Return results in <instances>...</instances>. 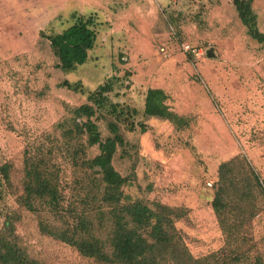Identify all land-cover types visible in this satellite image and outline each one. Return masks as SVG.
I'll use <instances>...</instances> for the list:
<instances>
[{"label":"trees","instance_id":"16d2710c","mask_svg":"<svg viewBox=\"0 0 264 264\" xmlns=\"http://www.w3.org/2000/svg\"><path fill=\"white\" fill-rule=\"evenodd\" d=\"M230 1L248 37L264 49V32L259 28L253 0ZM167 19L179 35L180 14L170 13ZM96 25L94 14H73L72 23L61 32L40 31V38L48 42L53 53L55 68L67 72L87 60L95 42ZM111 82L109 78L90 91L80 81L64 78L57 82L58 87L83 95L84 99L69 108L50 133L22 150L17 204L38 215L42 234L102 264H240L252 219L264 200V178L239 153L218 164L209 204L224 236L223 249L229 260L219 262L217 251L194 256L175 225L189 209L159 200L131 199L125 188L136 180V160L128 175H122L113 164L119 149L124 156L129 151L126 148L135 147L124 131L144 133L152 117L168 121L175 131H181L189 128L192 118L171 110L168 96L161 89L146 90L142 106L116 101L111 95ZM100 122L108 130L105 137L100 133ZM92 146H96L97 153L88 157L86 149ZM58 157L76 174V190L69 196L64 192ZM11 168V161L0 165V174L8 186ZM251 259L249 264H263L256 256ZM0 264H40L21 246L10 216H6L0 230Z\"/></svg>","mask_w":264,"mask_h":264},{"label":"crops","instance_id":"0c3cea01","mask_svg":"<svg viewBox=\"0 0 264 264\" xmlns=\"http://www.w3.org/2000/svg\"><path fill=\"white\" fill-rule=\"evenodd\" d=\"M9 6L10 10L7 9ZM3 8L14 13L13 20L21 29L36 30L35 38L22 39L20 43L27 45L31 42L32 48L37 45L33 55L42 63L36 74L45 80L42 82L46 86L48 76L60 78L61 70L54 67L55 58L48 42L41 39L37 31L59 33L72 23L73 14H94L97 22L95 42L88 51L87 60L77 66L81 67V76L74 80L80 81L85 90L90 91L112 78L111 95L114 100L133 106H142L146 90H163L171 110L192 118L188 130H192L193 138L213 143L211 151L214 155L226 154L229 158L239 152L234 140L238 135L234 126L239 120L246 127L243 136L256 137L252 134L253 128L261 123L264 113V85L261 83L264 81V59L261 57L252 62L251 51L247 47L249 37L230 0H0V10ZM175 12L181 16L177 27L179 35L167 19L168 14ZM0 20V29H7L3 24L5 20ZM183 41L201 46L204 52L196 56L183 52L180 48ZM0 44L4 45L3 49H9L6 39L0 38ZM160 45L166 48V55L159 52ZM209 47L213 48L214 57L206 55L205 50ZM3 53H0V61L6 59ZM44 57L49 58V62ZM5 73L3 69L2 75ZM64 78L67 79L61 74V79ZM88 86L93 87L88 89ZM75 94L84 99L83 95ZM6 95L8 93L0 90V149L5 148L12 137L16 140L21 138L18 135L20 131L16 134L7 131L4 115L25 114L28 123L41 127L39 130H43L42 127L52 129L60 118L58 100L46 96L39 110L31 106L29 109L12 107L5 111L2 98L5 100ZM31 116L35 121H29ZM146 123L147 131H137L133 139L138 148V155L133 160L137 159L134 168L137 181L142 183L145 179L147 184L148 180L154 179L148 174L154 171L158 152L153 144L143 146L146 135L150 136L153 126L165 127L166 130H159L158 134L164 133L166 137L185 130L175 131L171 123L155 117ZM17 125L19 123L15 127ZM220 144L223 145L220 147ZM246 153L251 157L255 155L252 145ZM178 158L174 157L171 168L177 165L174 162ZM3 162L0 158V165ZM163 179V185L172 182V178ZM187 189L178 202L171 204L186 206L192 217L197 206L206 208L209 200L198 186L193 184ZM189 193L192 201L185 197Z\"/></svg>","mask_w":264,"mask_h":264},{"label":"rangeland","instance_id":"374dc122","mask_svg":"<svg viewBox=\"0 0 264 264\" xmlns=\"http://www.w3.org/2000/svg\"><path fill=\"white\" fill-rule=\"evenodd\" d=\"M7 9L10 10L11 6L7 7ZM7 9L3 8L0 10V19L5 20L3 24L7 28L0 29V38L1 40H7L9 48L3 49L4 45L0 44V50H5L0 51V53L4 52L3 55L6 56V59L0 61V90L2 93L6 92L10 96L8 98V95H6L5 100L2 98L5 111H8L7 108L12 107L29 109L31 106H34V108L36 106L39 110L41 102L47 96L54 101H59L60 121L67 115L69 108L77 106L83 100L75 92L58 87L55 81L56 79H58L57 81L62 80L61 74L62 77L65 76L70 81L76 80L81 76V67L67 72L60 71V78L48 76L49 81H47L48 86H46L42 82H45V80L41 79L39 73L36 74L39 69L38 66L42 63L39 59H36V55H33L36 52L35 47L37 45L32 48L31 42L27 45L20 43L22 39H27L28 41L35 38L36 30L33 28L27 30L21 29V26L13 20L14 13H8ZM253 9L258 16L259 28L264 32V0H253ZM44 32L46 33L47 31ZM37 33L39 36V30ZM249 40L250 42L247 43V47L251 51L252 62H256L261 57L264 59V49L254 40L250 38ZM45 59L49 62V58ZM256 65L258 66L259 63ZM3 69L6 70V73L2 75ZM261 83L264 85V81ZM92 87L88 86V89H92ZM66 100H70L71 103ZM129 105L133 106L132 104ZM19 115L17 116L14 113L4 115L7 118V131L13 134L20 131L18 135H21V138L16 140L15 137H12L9 143H6L4 146L5 148L2 147L0 149V158L4 161L12 162L10 186L4 182L0 174V230L3 227L6 216H10V219L13 220L15 234L18 235L21 246L24 247L30 257L36 259L40 264H102L92 258L80 255L71 245L49 235L42 234L38 227V215L17 204L16 195L20 191L22 176V150L28 143L43 138L45 134L52 131V129L47 130L45 127H42L43 130H39L41 127H34L28 123L25 114ZM11 117L13 119H10ZM14 117L16 118L14 119ZM31 117L29 121H35L34 116ZM16 119H20V121H16ZM38 119L41 118L38 117ZM13 121L15 124H11ZM239 121L234 126L236 132H238V135L234 139L239 151L238 153L246 156L254 170L261 178H264V113L262 114L261 123L253 128L254 133L252 134L256 137L245 138L242 132H244L246 127L242 120ZM17 123L19 125L15 127ZM99 130L102 137L108 135L104 122L99 123ZM159 130L166 129L165 127L153 126L149 133L150 136L146 135V139L143 141L144 147L153 144L157 148L158 156L155 157L154 171L148 174V177L152 175L154 179L148 180L146 184L145 179L142 183H139L136 177V180L132 181L125 188V193L131 199L159 200L172 205L171 202H178L184 191L194 184L201 189L204 197L210 200L217 182V166L220 162L228 159L227 155H214L215 153L211 151L213 143L201 139L195 140L193 138L195 135L192 134L191 129H186L184 133H177L168 137L164 133L158 134ZM56 133L59 135L58 131ZM124 133L128 141L131 144H135V147L126 148V150H129V154L126 152L124 156L120 155L121 151L119 149L114 156L113 164L122 175H128L132 170L133 159L138 155L137 142H133L137 132L124 131ZM249 138L251 140H248ZM222 145L220 144V147ZM250 145H252V151L255 152L253 157L246 153ZM15 148L16 151H12ZM182 151H185V154ZM96 153V146L86 149L88 157H92ZM176 156L179 157L178 161L174 162L177 165H173L171 168L170 163L174 161L173 159ZM57 161L61 163L63 170L64 192L69 196L72 190H76V174L72 167L64 163L59 157ZM168 167L170 168L169 170ZM163 178H172V182L168 181L163 185ZM192 180L193 182H191ZM207 182H211L212 186H208ZM191 196L192 194L189 193L185 197L192 201ZM209 205V202H207L206 208L197 206L194 216L190 217L191 215L189 216L188 212L175 225L183 233L184 240L194 256L198 257L212 251H217L220 253L219 262H222L224 259L229 260L228 252L223 249L224 236L218 227L212 210L210 211ZM247 238L249 240L246 243L245 254L240 264H249L250 261H253L251 258L255 256L260 258L264 264V200L260 201V210L252 219L251 231L247 234Z\"/></svg>","mask_w":264,"mask_h":264},{"label":"built area","instance_id":"2783aa9c","mask_svg":"<svg viewBox=\"0 0 264 264\" xmlns=\"http://www.w3.org/2000/svg\"><path fill=\"white\" fill-rule=\"evenodd\" d=\"M180 48L183 52L185 53H188L190 55H198V54H202L204 52V50L202 49L201 46H195V45H192L190 42L188 41H183L181 42L180 44ZM158 50L160 53H162L163 55H166L167 54V50L164 46L160 45L158 47ZM207 185L208 186H212V183L211 182H207Z\"/></svg>","mask_w":264,"mask_h":264},{"label":"water","instance_id":"95a60500","mask_svg":"<svg viewBox=\"0 0 264 264\" xmlns=\"http://www.w3.org/2000/svg\"><path fill=\"white\" fill-rule=\"evenodd\" d=\"M205 53H206V55H207L208 57H214V56H215L212 47L207 48V49L205 50Z\"/></svg>","mask_w":264,"mask_h":264}]
</instances>
